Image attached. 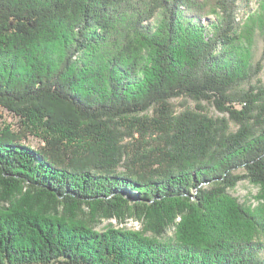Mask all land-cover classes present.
<instances>
[{
	"label": "trees",
	"instance_id": "trees-1",
	"mask_svg": "<svg viewBox=\"0 0 264 264\" xmlns=\"http://www.w3.org/2000/svg\"><path fill=\"white\" fill-rule=\"evenodd\" d=\"M257 1L0 0V264H264Z\"/></svg>",
	"mask_w": 264,
	"mask_h": 264
},
{
	"label": "rangeland",
	"instance_id": "rangeland-1",
	"mask_svg": "<svg viewBox=\"0 0 264 264\" xmlns=\"http://www.w3.org/2000/svg\"><path fill=\"white\" fill-rule=\"evenodd\" d=\"M249 6L246 8L248 12H252L257 10L258 15L261 12V7L258 6L257 0H250L248 3ZM251 8V9H250ZM244 17H246L244 15ZM261 17V15H260ZM258 18L256 30L254 34V39L252 45L248 46V50L250 52L252 62H256L260 59L262 48H263V36H264V28L261 18ZM259 79L262 83H264V59L262 61V69L259 74ZM171 102L174 106V110L176 113L181 112L185 109H195L197 105H202L204 110L208 113V115L212 117H221L222 114L219 113L211 104L207 101H195L188 97H176L171 99ZM17 123V118L0 109V128L4 126H14ZM230 128L232 130L235 129V126L230 123ZM29 142L32 144L36 143V140L33 138L29 139ZM240 171H235V173H239ZM229 194L237 199V201L243 206L250 209H262L264 210V190L253 184L247 179L239 180L236 185L228 190ZM128 227L132 229H140L141 224L136 220L127 219L124 223H118L115 219H106L102 220L97 226V230H104L108 227L113 228H121ZM257 240L262 241L264 243V232L257 235Z\"/></svg>",
	"mask_w": 264,
	"mask_h": 264
}]
</instances>
